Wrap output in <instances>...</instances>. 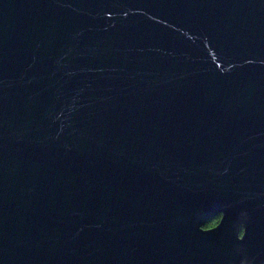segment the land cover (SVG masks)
Returning <instances> with one entry per match:
<instances>
[{
    "label": "water",
    "instance_id": "obj_1",
    "mask_svg": "<svg viewBox=\"0 0 264 264\" xmlns=\"http://www.w3.org/2000/svg\"><path fill=\"white\" fill-rule=\"evenodd\" d=\"M0 264H264V0H0Z\"/></svg>",
    "mask_w": 264,
    "mask_h": 264
},
{
    "label": "trees",
    "instance_id": "obj_2",
    "mask_svg": "<svg viewBox=\"0 0 264 264\" xmlns=\"http://www.w3.org/2000/svg\"><path fill=\"white\" fill-rule=\"evenodd\" d=\"M220 216H221L220 214L219 215H216L213 219H211L209 222H207L204 225V227H211V226L217 224L218 221H219V219H220Z\"/></svg>",
    "mask_w": 264,
    "mask_h": 264
},
{
    "label": "flooded vegetation",
    "instance_id": "obj_3",
    "mask_svg": "<svg viewBox=\"0 0 264 264\" xmlns=\"http://www.w3.org/2000/svg\"><path fill=\"white\" fill-rule=\"evenodd\" d=\"M219 215V214H218ZM220 215H221V213H220ZM221 217V216H220ZM216 225V224H215ZM214 226V225H213Z\"/></svg>",
    "mask_w": 264,
    "mask_h": 264
}]
</instances>
